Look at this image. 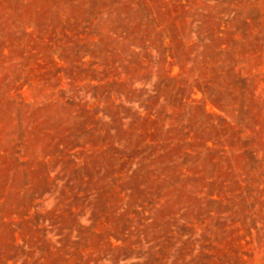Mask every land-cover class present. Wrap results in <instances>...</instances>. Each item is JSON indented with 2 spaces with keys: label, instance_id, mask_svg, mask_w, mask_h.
<instances>
[{
  "label": "rangeland",
  "instance_id": "1",
  "mask_svg": "<svg viewBox=\"0 0 264 264\" xmlns=\"http://www.w3.org/2000/svg\"><path fill=\"white\" fill-rule=\"evenodd\" d=\"M0 264H264V0H0Z\"/></svg>",
  "mask_w": 264,
  "mask_h": 264
}]
</instances>
